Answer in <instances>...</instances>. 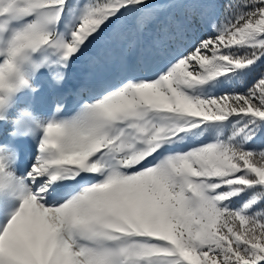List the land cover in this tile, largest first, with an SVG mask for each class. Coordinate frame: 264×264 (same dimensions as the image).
Listing matches in <instances>:
<instances>
[{"label": "snow or ice", "instance_id": "obj_1", "mask_svg": "<svg viewBox=\"0 0 264 264\" xmlns=\"http://www.w3.org/2000/svg\"><path fill=\"white\" fill-rule=\"evenodd\" d=\"M0 264H264V0H0Z\"/></svg>", "mask_w": 264, "mask_h": 264}, {"label": "rangeland", "instance_id": "obj_2", "mask_svg": "<svg viewBox=\"0 0 264 264\" xmlns=\"http://www.w3.org/2000/svg\"><path fill=\"white\" fill-rule=\"evenodd\" d=\"M125 73H121L119 71H110L105 74L104 79L115 83L118 79L122 78ZM96 83V77L93 74H90L85 64H76L70 70V79L67 85H71V87H79L78 85H86V86H93ZM70 102L68 101V105ZM36 108L41 113H47L50 108V96H48L45 92L41 93L40 98L36 104Z\"/></svg>", "mask_w": 264, "mask_h": 264}, {"label": "trees", "instance_id": "obj_3", "mask_svg": "<svg viewBox=\"0 0 264 264\" xmlns=\"http://www.w3.org/2000/svg\"><path fill=\"white\" fill-rule=\"evenodd\" d=\"M197 34H199V33H197ZM78 64H79V63H78ZM81 64H85V63H81ZM85 65H86V67H87L89 73L92 74V72H91V70L89 69L88 65H87V64H85ZM253 75H254V74H253ZM252 78H253L252 75H250V76L248 77L249 82L251 81Z\"/></svg>", "mask_w": 264, "mask_h": 264}]
</instances>
